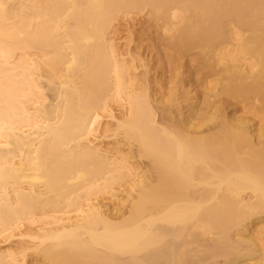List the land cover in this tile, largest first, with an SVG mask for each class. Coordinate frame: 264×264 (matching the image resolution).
Segmentation results:
<instances>
[{"label": "bare ground", "instance_id": "6f19581e", "mask_svg": "<svg viewBox=\"0 0 264 264\" xmlns=\"http://www.w3.org/2000/svg\"><path fill=\"white\" fill-rule=\"evenodd\" d=\"M143 14L196 86L150 82ZM260 99L264 0H0V264H264Z\"/></svg>", "mask_w": 264, "mask_h": 264}, {"label": "rangeland", "instance_id": "374dc122", "mask_svg": "<svg viewBox=\"0 0 264 264\" xmlns=\"http://www.w3.org/2000/svg\"><path fill=\"white\" fill-rule=\"evenodd\" d=\"M139 18L141 20H143V22H144V24L142 25L143 27L136 29L137 41L139 40V43L142 45V49H141L142 57L143 58H149L152 55L151 62H148L149 63V65H148L149 70L151 71L150 76H149L150 82H155L157 79H159L161 77V75H163L164 71H162V69L159 68V65H162L165 68V70H167L166 75H175L177 72H181V75L179 76L180 77L179 85L182 84V85L187 86V84H188V85L196 86L197 85L196 76L193 74V72H190V68L193 69L192 71H194V69L196 68L197 59L200 57L199 51L195 50V51H191V52L187 53L188 56L184 57L182 59L186 63L180 69H175L174 65H171L169 67L167 65L169 60L164 58L165 52L167 54L171 53L174 56L176 54L174 52H169V51H165L163 53L162 49L164 48V45H162V42L160 41L159 31L157 30L155 25L151 22L150 17L148 15L144 16V14H143V16H139ZM119 28H121V27H119ZM118 37H119L117 39L118 41H116L118 49H119V51L123 50V52H124L125 41H121V40L125 39L126 35H123V33H122V34L118 35ZM152 49H153V51H152ZM148 52H150L151 55H149ZM45 94L48 97V100L53 98L52 93L47 92ZM254 103H255L254 99L244 100L242 98L233 99V98L225 97L223 99L222 106L218 110V113H217V116L215 119V123L219 125L221 123L222 119H224V117H227L228 119H231L232 117H235V116L236 117H242V116L244 117L243 107L245 106L246 109H250V108H252ZM260 103L264 104V101L260 99ZM162 112H163V114H165L164 110H162ZM142 162H143V165H147L146 160H143ZM120 195L123 197L124 194H120ZM115 216L118 217L119 212H118V214L116 213ZM213 244L214 243L209 241V239L204 238V241L200 245H192L190 247V249L193 251L192 257H193L194 261L195 262L198 261L197 263L200 262V264H203V263L204 264H207V263L208 264H231L230 260H226L225 259L226 257H223V256H221V257L218 256L217 258L212 259V255H211L210 250L208 248H211ZM197 251H198V254H197ZM244 252L245 251H243V253Z\"/></svg>", "mask_w": 264, "mask_h": 264}]
</instances>
